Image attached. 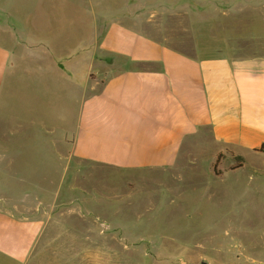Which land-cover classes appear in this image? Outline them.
<instances>
[{
    "label": "rangeland",
    "instance_id": "1",
    "mask_svg": "<svg viewBox=\"0 0 264 264\" xmlns=\"http://www.w3.org/2000/svg\"><path fill=\"white\" fill-rule=\"evenodd\" d=\"M9 1L12 16L0 20H11L12 37L0 38L17 66L0 94V208L18 193H43L52 212L44 240L70 245L37 250L41 263L264 264V146L243 156L204 130L171 166L125 169L72 157L69 138L89 69L98 90L108 24L190 51L199 10L262 25L264 0ZM32 23L48 37L44 46ZM242 43L246 53L264 52L258 35ZM57 65L76 68L77 80ZM41 145L42 154L33 149Z\"/></svg>",
    "mask_w": 264,
    "mask_h": 264
},
{
    "label": "crops",
    "instance_id": "2",
    "mask_svg": "<svg viewBox=\"0 0 264 264\" xmlns=\"http://www.w3.org/2000/svg\"><path fill=\"white\" fill-rule=\"evenodd\" d=\"M10 8L9 0H0V18L12 16ZM220 11L197 12L190 51L118 21L108 24L101 39L105 64L99 68L98 90L92 69L80 80L84 85L75 99L79 117L69 134L72 157L125 169L167 167L204 130L221 150L244 156L263 147L264 52L246 53L249 47L242 42L251 34L264 39V22L251 26L236 14L220 20ZM12 30L11 20H0V37L11 38ZM31 30L42 46L49 41L37 25L32 23ZM4 40L0 38V94L17 66ZM56 67L77 80L76 68ZM33 149L42 154L44 146ZM15 197L0 208V264H42L37 250L70 245L44 240L45 218L52 212L46 211L43 193L28 190Z\"/></svg>",
    "mask_w": 264,
    "mask_h": 264
},
{
    "label": "trees",
    "instance_id": "3",
    "mask_svg": "<svg viewBox=\"0 0 264 264\" xmlns=\"http://www.w3.org/2000/svg\"><path fill=\"white\" fill-rule=\"evenodd\" d=\"M263 146H264V145H263ZM219 161H220V159L218 158L217 161H216L215 167H214L216 172H218V170H216V168H217V163H219ZM242 166H243V164H242V163H239V164L235 165V166L233 167V169H237V168H240V167H242Z\"/></svg>",
    "mask_w": 264,
    "mask_h": 264
},
{
    "label": "water",
    "instance_id": "4",
    "mask_svg": "<svg viewBox=\"0 0 264 264\" xmlns=\"http://www.w3.org/2000/svg\"><path fill=\"white\" fill-rule=\"evenodd\" d=\"M189 264H210L207 260L203 259L200 263H189Z\"/></svg>",
    "mask_w": 264,
    "mask_h": 264
}]
</instances>
